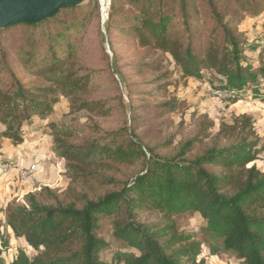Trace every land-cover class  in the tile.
<instances>
[{
	"label": "trees",
	"instance_id": "obj_1",
	"mask_svg": "<svg viewBox=\"0 0 264 264\" xmlns=\"http://www.w3.org/2000/svg\"><path fill=\"white\" fill-rule=\"evenodd\" d=\"M200 1L202 5L197 0H129L125 13L111 7L106 30L115 18L121 19L140 48L168 54L183 78L213 83V90L230 95V104L248 95L264 105V0ZM222 1L239 16L227 14ZM201 6L206 10L200 11ZM82 9L79 4L34 25L0 29V79L6 75L8 80L0 82V139L10 145H21L25 123L51 115L59 97L67 99L73 111L104 116L110 111L104 102L82 101L94 76L82 74L76 45L63 39L76 24L84 26L83 15L92 10L77 19ZM241 16L259 19L263 44L256 47L257 58L248 55L252 43L236 27ZM21 28L24 43L17 59L42 86L23 83L3 49L9 40L2 34ZM165 106L173 104L161 109ZM130 124L101 133L96 127V134L83 143L55 129L54 152L65 161L70 190L61 197L43 188L48 203L38 198L40 193L28 194L24 204L0 212V264H207L199 259L204 244L212 255L231 253L239 264H264V172L254 164L264 147L252 117L241 115L221 124L212 144L192 157L197 139L187 141L175 155H161L156 153L159 148L145 145ZM212 127L210 122L201 132ZM136 163L142 169L130 180L118 182L101 174ZM92 181L110 191L92 199L74 191ZM140 213L161 220L144 225ZM188 213L203 220V241L178 232L172 218ZM106 219L111 237L124 248L110 261L100 259V252L110 248L98 233L100 221ZM11 238L22 239L34 255L20 249L8 263Z\"/></svg>",
	"mask_w": 264,
	"mask_h": 264
},
{
	"label": "rangeland",
	"instance_id": "obj_2",
	"mask_svg": "<svg viewBox=\"0 0 264 264\" xmlns=\"http://www.w3.org/2000/svg\"><path fill=\"white\" fill-rule=\"evenodd\" d=\"M128 2L129 0H86L80 4L83 9L77 13L79 19L82 13L92 10L90 14L83 15L87 19L84 26L76 24V28L66 32L63 38L65 42L76 45L75 60L82 74L94 76L93 87L82 96V101L104 102L110 111L105 116L86 110L73 111L69 101L59 97L51 115L43 120L33 117L31 122L25 123L21 145L12 146L7 140L0 139V212L7 207L24 204L28 194L40 193L38 198L48 203L42 192L43 188L50 189L61 197L70 190L65 161L54 152L52 140L55 129L60 134L71 133L67 137L72 142L83 143L96 134L94 128L99 129L98 133L118 131L127 121L128 125L131 122L134 132L143 143L148 147L159 148L156 153L161 155H175L187 141L197 139L190 153L192 157L212 144L213 136L219 131L221 124H231L233 119L247 115L252 117L256 135L260 145L264 147V105L258 100L247 95L242 101L230 104L228 95L217 94L213 90V83L183 78L176 71L168 54L140 48L129 36L131 31L121 19L115 18L111 30L107 32L111 7L114 11L123 10L125 13L129 8L125 3ZM197 4L203 3L197 0ZM222 4L227 14L239 16L230 3L224 4L222 1ZM205 10L201 6L200 11ZM175 11L177 12V6ZM66 16L71 18L73 15ZM243 18L236 27L252 43L248 55L257 58L256 47L263 44L262 27L259 19L253 20L248 16ZM23 32L22 28L21 31L11 29L7 32L9 34L4 32L3 37L9 41L3 44V49L7 53L11 69L23 83L42 86L41 82L36 81L33 75L21 67L17 59L18 47L24 43L19 34ZM43 44L41 46L44 48L45 41ZM58 55H62L59 50ZM7 81V76L2 75L0 82L5 84ZM165 103L173 106L161 109V105ZM210 122L213 127L201 132ZM204 134L207 138L202 139ZM166 144V147L160 148ZM221 144L225 145V141ZM31 164L38 166L37 172L21 178L19 170L27 169ZM254 164L264 172V151L258 155ZM141 169L140 164L136 163L129 167L115 166L101 171V174L119 182L130 180ZM74 191L77 194L82 191L92 199L110 191V188L92 181L87 186H77ZM160 217L140 213L139 222L152 225L160 222ZM172 219L178 232L193 235L196 240L203 241L201 228L204 222L199 215L188 213ZM109 224V219L100 221L98 230L99 235L110 245L109 249L100 252V259L103 261H110L115 251L124 250L111 237ZM20 249L29 257L34 255L25 247L22 239L11 238V250L6 255L8 263ZM199 259H205L207 264H239L236 256L231 253L210 254L205 244Z\"/></svg>",
	"mask_w": 264,
	"mask_h": 264
},
{
	"label": "water",
	"instance_id": "obj_3",
	"mask_svg": "<svg viewBox=\"0 0 264 264\" xmlns=\"http://www.w3.org/2000/svg\"><path fill=\"white\" fill-rule=\"evenodd\" d=\"M86 0H0V29L34 25Z\"/></svg>",
	"mask_w": 264,
	"mask_h": 264
},
{
	"label": "built area",
	"instance_id": "obj_4",
	"mask_svg": "<svg viewBox=\"0 0 264 264\" xmlns=\"http://www.w3.org/2000/svg\"><path fill=\"white\" fill-rule=\"evenodd\" d=\"M217 94L228 95V94H225L223 92H218V91H217ZM228 96L230 98V95H228ZM37 170H38V166L35 165V164H31V165H29V167L27 169H20L19 170V175H20L21 178H24L28 174H31L32 175V174L36 173Z\"/></svg>",
	"mask_w": 264,
	"mask_h": 264
}]
</instances>
